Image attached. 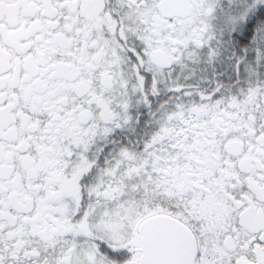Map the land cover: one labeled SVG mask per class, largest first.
<instances>
[{"label": "snow or ice", "instance_id": "snow-or-ice-1", "mask_svg": "<svg viewBox=\"0 0 264 264\" xmlns=\"http://www.w3.org/2000/svg\"><path fill=\"white\" fill-rule=\"evenodd\" d=\"M0 264H264V0H0Z\"/></svg>", "mask_w": 264, "mask_h": 264}]
</instances>
